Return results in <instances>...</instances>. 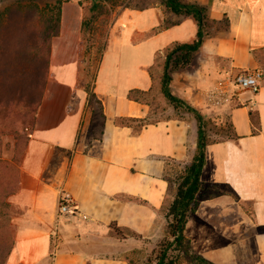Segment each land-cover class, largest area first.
<instances>
[{"label":"crops","instance_id":"crops-1","mask_svg":"<svg viewBox=\"0 0 264 264\" xmlns=\"http://www.w3.org/2000/svg\"><path fill=\"white\" fill-rule=\"evenodd\" d=\"M187 1L206 5L215 22L195 67L174 71L170 89L204 119L231 123L234 137L205 146L200 179L228 183L236 197L201 200L184 235L193 253L214 264H264V71L256 93L235 89L234 98L219 107L203 99V91L223 71L260 68L264 0ZM84 13L80 0L61 5L19 188L6 198L19 213L10 218L15 233L5 264H145L165 235L163 208L175 192L166 176L181 173L196 148L197 122L191 114L159 118L138 131L117 123L118 118L149 116L151 107L127 92L156 86L147 67L157 52L195 34L192 19L177 21L159 1L116 9L93 81L101 106L96 113L79 85ZM136 32L147 36L133 42ZM60 190L72 197L77 213L55 222ZM113 224L123 236L115 234Z\"/></svg>","mask_w":264,"mask_h":264},{"label":"trees","instance_id":"trees-1","mask_svg":"<svg viewBox=\"0 0 264 264\" xmlns=\"http://www.w3.org/2000/svg\"><path fill=\"white\" fill-rule=\"evenodd\" d=\"M67 0H53L43 5L39 0H15L0 9V135L11 133L16 139L15 152L11 160L0 156V264H5L11 251L15 226L10 218L19 213L17 206L7 202L8 195L16 192L20 183V164L23 159L30 132L34 126L36 113L41 103L49 75V57L51 40L59 33L61 5ZM81 20L80 50L86 35H94V23L107 9L101 0H90ZM131 0L130 7H146L159 1L164 9L177 16V21L190 18L195 24V34L184 40L173 41L155 55V62L147 70L151 78L155 77L153 67L160 66L158 91L173 109L193 115L197 122V143L190 162L181 173L174 177L166 176L169 184H175V192L170 203L163 208L166 218L165 235L152 250L145 264H214L199 254L192 252L190 240L184 235L187 219L198 203L203 199L221 194L236 197L228 183L203 182L200 173L205 161L204 150L208 142L213 141L207 135V120L187 101L173 94L170 89L172 73L183 69H192L197 54L201 53L203 40L210 34L211 22L207 6L186 0ZM226 20L219 23L226 24ZM223 26V25H222ZM153 32L155 29L152 30ZM146 33L136 32L133 42L146 37ZM105 49V43L100 55ZM160 58V60H159ZM90 102L101 108L95 93L85 84L81 86ZM152 88L130 89L127 97L150 106ZM169 118V117H167ZM175 118H181L175 117ZM147 117L118 118V124L130 125L138 131L143 125L156 121ZM257 127L258 121L253 119ZM135 123V124H133ZM27 127V131L23 130ZM225 138L234 137L230 122L225 126ZM1 154V152H0ZM12 174V175H11ZM247 210L249 208L245 206ZM113 229L116 235H124L120 227ZM126 234H133L127 231Z\"/></svg>","mask_w":264,"mask_h":264},{"label":"rangeland","instance_id":"rangeland-1","mask_svg":"<svg viewBox=\"0 0 264 264\" xmlns=\"http://www.w3.org/2000/svg\"><path fill=\"white\" fill-rule=\"evenodd\" d=\"M15 0H0V9L4 8V6L12 3ZM81 4H83V8L85 11L87 10L88 6L91 5L90 0H80ZM131 0H101L100 4H102L106 9L107 12L105 14H101L98 19L94 23V35L92 37H88L86 35V40H84L82 44V52H81V59H80V77H79V85L83 86L84 84L92 89L93 81L95 72L97 69V64L99 61L100 50L105 43L106 32L109 28L110 21L113 17V14L116 9L122 6H128ZM136 0L135 2H138ZM187 1V0H186ZM40 4H44L46 2L53 3V0H39ZM76 26V24H75ZM201 56V53L197 54L196 61ZM260 61V68L264 71V51L259 55ZM160 60V58H159ZM193 64V67L195 65ZM161 68L160 66L155 65L153 67V72L156 75V81L158 82V75L160 74ZM49 76V75H48ZM150 101L151 113L148 116V120L152 121L159 118H167V117H180L185 118L189 116V113L182 112V109H173L172 105L164 101L158 91V83L152 89L150 93V97L148 98ZM92 105L97 110L99 109L97 104L92 101ZM212 107V106H211ZM93 110V109H92ZM207 135L210 140H219L226 137V124L229 122L228 119H225L223 122H216L215 120H207ZM223 128L225 132L223 131ZM23 130L27 131V127H23ZM15 144L16 139L11 133H5L0 135V156L2 159L11 160L14 152H15ZM12 175V174H11Z\"/></svg>","mask_w":264,"mask_h":264},{"label":"built area","instance_id":"built-area-1","mask_svg":"<svg viewBox=\"0 0 264 264\" xmlns=\"http://www.w3.org/2000/svg\"><path fill=\"white\" fill-rule=\"evenodd\" d=\"M262 75L263 72L260 68L238 71L225 70L210 87L203 91V99L209 106L219 107L234 98L235 89L256 93L259 90ZM76 213L77 209L72 197L67 192L58 191L54 215L55 222L70 218Z\"/></svg>","mask_w":264,"mask_h":264}]
</instances>
